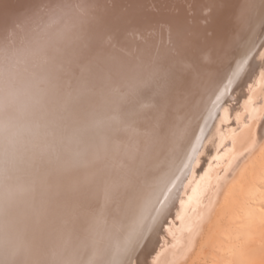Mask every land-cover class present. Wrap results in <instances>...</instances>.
I'll return each instance as SVG.
<instances>
[{
  "label": "bare ground",
  "instance_id": "6f19581e",
  "mask_svg": "<svg viewBox=\"0 0 264 264\" xmlns=\"http://www.w3.org/2000/svg\"><path fill=\"white\" fill-rule=\"evenodd\" d=\"M256 2L0 0V264L191 261L264 151V47L242 104L202 127ZM235 214L262 218L249 199Z\"/></svg>",
  "mask_w": 264,
  "mask_h": 264
},
{
  "label": "rangeland",
  "instance_id": "374dc122",
  "mask_svg": "<svg viewBox=\"0 0 264 264\" xmlns=\"http://www.w3.org/2000/svg\"><path fill=\"white\" fill-rule=\"evenodd\" d=\"M256 1L251 28L237 47L234 71L223 82L224 88L208 108L209 114L202 126L205 131L204 135L209 133L220 107H237L242 104L245 98L242 91L244 88L242 77L251 66V59L255 61V70H259L263 66L261 51L264 47V0ZM232 122L233 120L230 118L227 125L233 124ZM186 167L187 165L184 166V168ZM246 167L244 174L234 183L232 191L226 197L212 226L193 253L191 261L186 264H264V151L258 154L254 162L247 164ZM169 188L171 192L174 187ZM165 199H167V195L157 202L158 205L156 204L149 221L146 222L143 233L138 237L140 239L136 241L137 238L134 241L137 242L138 248L144 238L147 239L149 246L155 242L159 227L165 219L166 204L162 202ZM245 199H249L252 205L260 210L262 213L260 221L243 223L242 219L235 217V212ZM153 218H155L154 221H152ZM218 230H221L218 235L219 244L212 246L210 240ZM136 234L138 235V233ZM142 237L144 238L142 239ZM141 253L142 248L136 250L135 258L141 256Z\"/></svg>",
  "mask_w": 264,
  "mask_h": 264
},
{
  "label": "snow or ice",
  "instance_id": "6c2138e0",
  "mask_svg": "<svg viewBox=\"0 0 264 264\" xmlns=\"http://www.w3.org/2000/svg\"><path fill=\"white\" fill-rule=\"evenodd\" d=\"M130 184V182H129ZM128 186V185H126ZM119 186L117 185H111V184H106L104 189H103V197H104V202L105 205H107L112 199L114 194L116 193L117 189Z\"/></svg>",
  "mask_w": 264,
  "mask_h": 264
}]
</instances>
